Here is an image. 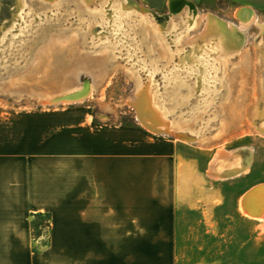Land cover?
I'll list each match as a JSON object with an SVG mask.
<instances>
[{"label":"rangeland","instance_id":"374dc122","mask_svg":"<svg viewBox=\"0 0 264 264\" xmlns=\"http://www.w3.org/2000/svg\"><path fill=\"white\" fill-rule=\"evenodd\" d=\"M0 1L9 5L16 0ZM62 1L63 5H52L47 0H25L24 16L29 20L22 27L21 37L15 40V35L10 45L0 49L1 117L16 112L76 109L94 124L140 127L150 134L181 142L187 147L190 162L204 178L202 187L219 190L223 197L224 206L217 213L222 224L220 251L215 243V254L221 253L220 264H264V221L248 217L241 207L243 196L264 184V15L256 14L257 22L245 32L242 50L238 46V50L229 53L221 48L225 41L222 36L207 40L203 36L208 23L205 18L190 37L197 46L193 52L190 50L194 45L179 41L180 33L175 35V43L169 40L185 12L162 22L152 15H168L170 6L156 12L139 0L119 1V6L127 10L116 1L110 2V8L105 0L90 7L80 0ZM137 3L151 12L128 10V4ZM191 4L206 16L241 25L238 12L242 8L229 1ZM115 7L120 8L123 17L127 16V29L133 32L129 37L131 47L124 43L126 39L115 40L118 42L113 45L94 41L91 35L95 30L90 24L96 30L107 25L108 10ZM34 16L41 20L36 26ZM84 85L92 86L93 91L80 102H45L46 90ZM254 86L257 88L253 91ZM140 89L149 92L159 117L178 131L168 133L172 131L168 127L166 132L154 133L139 121L133 103ZM245 104L250 107L248 115L241 117L239 112ZM255 110L259 115L253 114ZM223 124V132L217 136ZM237 153L245 156L247 171L230 178L217 176V163L230 162ZM198 216L189 215L186 219L196 220ZM47 233L48 221L36 220L34 236Z\"/></svg>","mask_w":264,"mask_h":264},{"label":"crops","instance_id":"0c3cea01","mask_svg":"<svg viewBox=\"0 0 264 264\" xmlns=\"http://www.w3.org/2000/svg\"><path fill=\"white\" fill-rule=\"evenodd\" d=\"M226 1L264 15V0ZM1 113L0 264H220L223 197L184 144L76 109Z\"/></svg>","mask_w":264,"mask_h":264},{"label":"bare ground","instance_id":"6f19581e","mask_svg":"<svg viewBox=\"0 0 264 264\" xmlns=\"http://www.w3.org/2000/svg\"><path fill=\"white\" fill-rule=\"evenodd\" d=\"M47 1H49V3H51L52 5H54L55 3H58V5L59 4L63 5V3H64V1H62V0H47ZM98 1H100V0H80V3L85 4V6L87 5L88 7H90L91 6L90 4L96 3ZM101 1H104V0H101ZM112 1H116V3L119 6V1L121 2L124 0H105V3H107L106 5L108 8L111 7L110 2H112ZM169 1H170L169 6L171 9L170 14L159 15V14L152 12V15H154L157 20L162 22L164 19L166 20L168 18H171L172 16L176 17L178 15H181V13H183V12L186 13L182 16L183 19L181 20L180 26L178 28L176 27L174 29V31L172 32V34L169 36L170 43H175L178 40V38L176 39L175 35L177 36L180 33L179 34V36L181 35V37L179 39L180 42L182 41L184 43V45H187V44L194 45L195 44L194 39H190V37L192 36V34L194 32H196V31H198V29H200L201 25L204 23V19L206 18L207 19L206 21H208V23L206 25L205 32L203 33V36L206 38V40L212 36H216V35L219 36L220 35L225 39V41L222 42L223 45L221 46V48H223L225 52L229 53L232 50L233 51H235L236 49L238 50V46L242 50V48L244 46L242 41L244 39L245 32L248 30V28L250 27V25L252 23L257 22L256 13L249 8L240 9L238 14L240 16L241 25H236V24L227 22L221 18H218L214 15H208V16L204 15L203 13H201L197 9V7L193 6L191 4V2H189L187 0H169ZM75 3H77V2H75ZM119 7H115V8L118 10V9H120ZM121 7H122L121 9H126L124 6H121ZM25 8H26L25 7V0H16L15 2H13L12 4H9V5H5L3 2L1 3V1H0V49L4 48L7 45H10V43H11V41L15 35L17 36L15 40H17L21 37L20 33L23 30L22 27H24L26 22L29 20L27 16L26 17L24 16V13L26 11ZM115 8H111L108 10V18H106V20L109 19V21H108L107 25L105 24L101 28L98 27V29L96 30L95 27L93 26L94 24L93 23L90 24V27L92 26V29L95 30V33L91 34V35L94 36V39H95L94 41L110 42L113 45L115 42H118L115 40H119V39L125 40L126 39L127 42H124V43H127V45H129L131 47L132 43H130L129 37L133 36V32H130V30L127 29V25H126L127 16L123 17L124 14L120 10H118V12L116 13ZM133 8L134 9L136 8L142 14L143 13L147 14V13L151 12V11H149V9L144 8L143 6H141L138 3L133 4V5L128 4V10L133 9ZM50 19H52V17ZM34 20H35V23L33 24V26H36L37 23L41 22V20H39L38 17H35ZM145 20L146 19H144V22H145ZM165 22L166 21H164V23ZM166 26H167V23L163 24V26H162L163 29H165ZM184 31L188 32L187 35H185ZM25 39H26V37H25ZM52 41H54V40H52ZM60 42H61V40H60ZM237 43H239V44H237ZM196 47L197 46L194 45V47H192V49L190 51L196 52V50H197ZM134 49H131V51H134ZM44 51H46V50H44ZM39 52H41V51H39ZM163 52L165 55L166 52L165 51H163ZM189 60H187V61H189ZM97 62H99V64H100V61L97 60ZM138 63H140V62H138ZM208 63H210V62L208 61ZM201 65H203V64H201ZM240 67H241V65H240ZM155 69H157V67ZM245 71H247V70H245ZM194 72H195V70H194ZM237 72H239V70H237ZM253 73H255V72H253ZM208 76H209V74H208ZM241 76H242V74H241ZM20 77H21V75H20ZM237 81L238 80H236V82ZM235 85H237V84L235 83ZM249 85H247V86H249ZM232 87H233V85H232ZM255 88H257V86L253 87V91L255 90ZM234 90H235V87H234ZM92 91H93V87L92 86L87 87L86 85H84L83 87H80V88H70L69 87L66 89H60L59 91L58 90L57 91L46 90V91H44L45 93H47L46 94L47 98H46L45 102H47L49 104H54V103L60 102V101H62V102L68 101L70 103L71 102H80V101L84 100L87 96H89ZM263 91H264V89H263ZM235 94H237V89H236ZM152 100L153 99H151L149 92H147L145 89H140L137 92V100L133 103V105L137 109L139 121L146 128L153 131L154 133L166 132V128H168V127L170 128V130H172V131H167L168 133L178 131L175 129L174 126H172V125L170 126V122H168L167 120H162L159 117V114L157 112L158 110L152 105ZM235 100H236V97H235ZM244 100H246V99H244ZM184 101L186 103L188 100H184ZM68 102H66V103H68ZM232 105H233V103H232ZM233 108H234V106H233ZM239 108H241V106ZM249 108H250L249 105L245 104L243 106V108L240 110V112L238 110V112L240 113V116L246 117L248 115L247 113H248ZM230 109H231V107H230ZM230 109H229V111H230ZM250 113L252 114V112H250ZM253 114L259 115L258 110H255ZM258 121L259 120H257V122ZM223 128H224V124H223L221 131L219 132V134L217 136H219L223 132ZM179 130H183V128H181ZM223 162L224 161H222V162L219 161L217 163V166L215 169L216 175L219 176L220 178H230L233 176H237L243 172H246L248 169V163L246 161L245 156L242 153H237L236 155H234L230 159V162H227V163H223ZM241 207H242V211L248 217L253 218L255 220H258V221H264V184L259 185L257 187H254L249 192H247L242 198Z\"/></svg>","mask_w":264,"mask_h":264},{"label":"trees","instance_id":"16d2710c","mask_svg":"<svg viewBox=\"0 0 264 264\" xmlns=\"http://www.w3.org/2000/svg\"><path fill=\"white\" fill-rule=\"evenodd\" d=\"M36 220H47L49 223V215H43V214L36 215L34 222Z\"/></svg>","mask_w":264,"mask_h":264}]
</instances>
